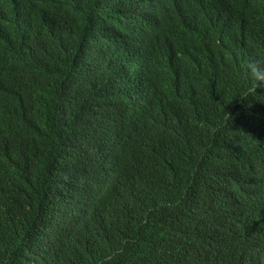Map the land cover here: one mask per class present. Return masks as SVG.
<instances>
[{
	"label": "trees",
	"instance_id": "16d2710c",
	"mask_svg": "<svg viewBox=\"0 0 264 264\" xmlns=\"http://www.w3.org/2000/svg\"><path fill=\"white\" fill-rule=\"evenodd\" d=\"M258 53L264 0H0V264H264Z\"/></svg>",
	"mask_w": 264,
	"mask_h": 264
},
{
	"label": "clouds",
	"instance_id": "9594fccd",
	"mask_svg": "<svg viewBox=\"0 0 264 264\" xmlns=\"http://www.w3.org/2000/svg\"><path fill=\"white\" fill-rule=\"evenodd\" d=\"M249 72L254 85L258 88L264 87V55L257 54L255 59H249Z\"/></svg>",
	"mask_w": 264,
	"mask_h": 264
}]
</instances>
